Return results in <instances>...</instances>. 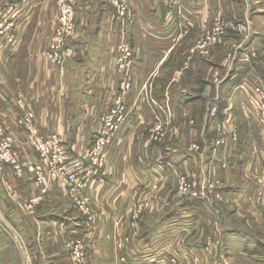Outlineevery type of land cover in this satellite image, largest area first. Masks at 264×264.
Here are the masks:
<instances>
[{
  "label": "rangeland",
  "instance_id": "1",
  "mask_svg": "<svg viewBox=\"0 0 264 264\" xmlns=\"http://www.w3.org/2000/svg\"><path fill=\"white\" fill-rule=\"evenodd\" d=\"M59 2L38 9L25 54L47 22L50 49ZM15 7L0 19V33L14 24L2 39L18 34L17 21L8 20ZM73 12L64 50L77 55L63 67L90 56L88 64L105 63L115 75L89 147L106 123L119 120L118 128L90 183L112 176L120 183L115 213L108 204L95 209L89 198L86 212L76 205L101 233L92 248L87 232L69 240L85 254L78 262L70 247L73 264H264V128L245 88L256 77L264 81V0H75ZM129 121L132 136H120ZM97 245L111 256L98 259Z\"/></svg>",
  "mask_w": 264,
  "mask_h": 264
},
{
  "label": "crops",
  "instance_id": "2",
  "mask_svg": "<svg viewBox=\"0 0 264 264\" xmlns=\"http://www.w3.org/2000/svg\"><path fill=\"white\" fill-rule=\"evenodd\" d=\"M49 1L0 0V19L9 13L10 4H16L14 14L8 20L15 19L20 26L15 42L9 47L4 44L0 46V126L14 135L16 149L34 163L39 161V157L27 143L26 132L19 124L23 112L19 104L21 99L34 111L35 123L41 132L45 135L54 132L60 134L72 159H76L88 152L92 133L97 128L93 121L107 107V97L102 95L104 90L109 91L115 86V75L107 70L106 64H88L90 56L77 58V61L70 60L62 68L52 67L44 57L51 36V28H47V25L50 27L51 22L45 25L41 39L36 36L28 45V52L24 53L29 34L37 21V11L45 9ZM206 4L209 6L205 1ZM201 8L204 9V6L198 7ZM16 13H20L18 18H14ZM7 17L4 16L5 19ZM81 31L79 28L76 36H82ZM169 37L175 41V35ZM157 41V49L164 50L163 38ZM71 43L74 44L73 40ZM249 74L252 72L249 71ZM242 76L243 73L240 74ZM134 123L129 121L120 136H132ZM156 151L158 157L161 150ZM164 151L170 155L172 148L166 147ZM181 162L178 160L177 164ZM164 163L170 164L169 161ZM173 163L171 166L177 165ZM89 184L84 198H89L95 209L97 205L106 209L108 204L107 211L112 208L115 213L112 201L117 200L115 186L120 183L112 176L109 180ZM41 188L35 176L28 172L19 178L9 166L0 171V264H73L68 247L70 239L84 236L87 232L91 248L97 231L99 239L100 224H92V227L87 225L88 221L57 180L52 181L48 194L36 207L35 213L29 211L27 206L30 199L38 195ZM102 193L104 197L99 196ZM153 228L148 231L156 229L155 226ZM97 247L95 254L99 255L98 259L111 256L108 248L102 252L103 245Z\"/></svg>",
  "mask_w": 264,
  "mask_h": 264
},
{
  "label": "built area",
  "instance_id": "3",
  "mask_svg": "<svg viewBox=\"0 0 264 264\" xmlns=\"http://www.w3.org/2000/svg\"><path fill=\"white\" fill-rule=\"evenodd\" d=\"M74 5L75 0H60L59 26L55 38H52L50 49L45 52L46 59L59 68L64 66L67 56L76 58L77 55L72 50L70 52L68 49L64 50L65 40L67 43L74 27ZM13 26L14 24L7 25V30H12L11 27ZM0 27H4V23H1ZM7 30L0 33V46L5 42L9 44L15 42L14 35L16 33L14 31L9 37L2 39L4 32ZM214 40L216 41V38ZM250 55L249 52L245 55V59L241 61L248 62ZM245 87L257 102L259 120L264 128V81L256 77L253 83L246 84ZM19 104L23 111L19 124L26 132L27 143L39 154V161L34 163L24 157L15 147L16 138L14 135L0 128V171L9 166L19 178L28 172L39 181L42 186L41 192L32 197L27 206L32 213H35L36 207L45 199L53 180L59 181V185L69 193L74 203L83 209V212H86L84 192L90 185V180L99 174L103 166L105 142H108L115 135L119 120L113 122V124L106 123L105 130L101 132L90 148L89 157L72 159L60 134L56 132L50 135L43 134L35 123V114L31 108L27 106L23 99L19 101ZM68 247L72 248L73 256L78 262H85V254L79 241L68 242Z\"/></svg>",
  "mask_w": 264,
  "mask_h": 264
}]
</instances>
